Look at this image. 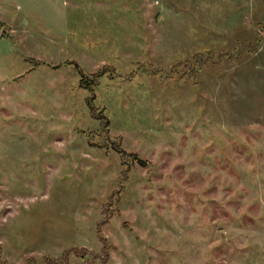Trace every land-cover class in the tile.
I'll list each match as a JSON object with an SVG mask.
<instances>
[{
	"label": "rangeland",
	"instance_id": "1",
	"mask_svg": "<svg viewBox=\"0 0 264 264\" xmlns=\"http://www.w3.org/2000/svg\"><path fill=\"white\" fill-rule=\"evenodd\" d=\"M44 255L264 264V0H0V264Z\"/></svg>",
	"mask_w": 264,
	"mask_h": 264
},
{
	"label": "trees",
	"instance_id": "2",
	"mask_svg": "<svg viewBox=\"0 0 264 264\" xmlns=\"http://www.w3.org/2000/svg\"><path fill=\"white\" fill-rule=\"evenodd\" d=\"M80 73V72H79ZM100 71H95L94 72V74L91 76V79H92V81H95L97 78H99L100 77ZM80 75H82L81 73H80ZM81 79H82V77H81ZM89 108H90V110L92 109V106H89ZM91 112V111H90ZM92 113V112H91ZM137 162L138 163H142L143 164V162H142V160H137ZM74 249V248H73ZM73 249L72 248H66V249H64V250H61L60 252V255H62L63 256V259H65L66 258V254L68 253V251H70V252H73ZM84 253V252H83ZM78 255V257L80 258H83L84 256H85V254H77ZM48 255H44V257H42L41 259L45 262V264H52L51 262H49L48 261V257H47ZM47 257V258H46ZM33 259H35V257H29L27 260H30L29 262H32V260ZM46 259V260H45ZM47 261V262H46ZM27 264H29V263H27ZM53 264H59V263H57V261H55V263L53 262Z\"/></svg>",
	"mask_w": 264,
	"mask_h": 264
}]
</instances>
